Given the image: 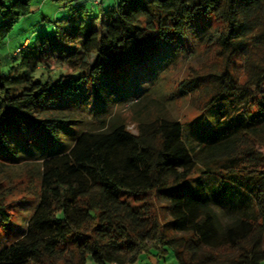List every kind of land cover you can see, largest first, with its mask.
<instances>
[{"label": "trees", "instance_id": "obj_1", "mask_svg": "<svg viewBox=\"0 0 264 264\" xmlns=\"http://www.w3.org/2000/svg\"><path fill=\"white\" fill-rule=\"evenodd\" d=\"M57 1L68 14L0 70V150L25 127L53 136L78 121L79 112L58 103L62 93L149 59L190 27L224 57V69L203 83L205 107L219 108L213 126L196 129L192 141L164 102L143 90L131 98L136 132L119 113L88 119L65 151L24 157L18 164L36 172L39 201L22 235L0 249V264H87L88 257L134 264L153 249L172 251L179 264H263L264 0L91 2L100 12L87 0ZM30 12L31 0H0V45ZM196 45H179L160 73ZM229 62L243 65V75ZM203 77L183 85L196 90ZM190 181L191 192L179 193ZM8 194L0 192L3 224L11 220ZM157 202L165 203L164 216Z\"/></svg>", "mask_w": 264, "mask_h": 264}, {"label": "rangeland", "instance_id": "obj_2", "mask_svg": "<svg viewBox=\"0 0 264 264\" xmlns=\"http://www.w3.org/2000/svg\"><path fill=\"white\" fill-rule=\"evenodd\" d=\"M116 1L118 0H112L110 5ZM91 2L87 0L86 3L96 12H100L103 6L104 8L109 6L107 2L103 6L93 5ZM68 10V7L57 0H31V12L18 19L0 45V70L6 73L12 64L11 56L17 53V48L25 41L31 43L38 36L49 32L53 26L52 21L67 15ZM197 32L199 28L197 30L196 27H190L188 35L183 40L178 38L162 44L149 59L103 73L95 82L89 81L80 86L79 91L70 95L62 93L58 103L76 113L79 112L81 119L60 125L53 136H47L34 127H25L11 135L8 146L0 150V160L8 163H0V192L9 191L7 209L11 214L9 222L4 224L0 222V249L22 235L39 201V192L36 188L38 176L35 172L38 170L36 167L38 165L35 166V173H30L28 168L32 166L18 164L19 161L33 154L47 157L65 151L74 143V139L84 129L88 119L94 121L119 113L128 124L129 130L136 132V123L132 114V106L136 100L132 101L131 98L143 90H150L152 96L164 102L172 116L185 124L184 133L192 141L196 139V129L197 132H202L213 126L219 104L205 107L209 99L205 93L206 84L210 80L207 75L223 70L226 63L219 52V46L215 42H199L195 34ZM185 43L190 45L197 43V45L193 51L184 52L178 56L176 61L170 63L160 73L167 57L179 45H185ZM20 55L21 53H18V59ZM242 66L239 63L233 67L230 63V71H239L241 76L244 73ZM157 75L158 78L152 83ZM197 75L205 77L199 80L200 85L196 90L183 85ZM125 94L129 95L128 98L123 97ZM89 126V124L86 125V127ZM192 181L195 182L194 179ZM193 188L191 181L186 182L178 192H191ZM157 205L162 216L167 214L165 203L157 202ZM156 251L153 249L150 253H142L134 264H179L172 251L161 256H157ZM87 264L95 263L88 257Z\"/></svg>", "mask_w": 264, "mask_h": 264}, {"label": "built area", "instance_id": "obj_3", "mask_svg": "<svg viewBox=\"0 0 264 264\" xmlns=\"http://www.w3.org/2000/svg\"><path fill=\"white\" fill-rule=\"evenodd\" d=\"M103 0H92L93 3L95 4H99L100 2H102Z\"/></svg>", "mask_w": 264, "mask_h": 264}, {"label": "crops", "instance_id": "obj_4", "mask_svg": "<svg viewBox=\"0 0 264 264\" xmlns=\"http://www.w3.org/2000/svg\"><path fill=\"white\" fill-rule=\"evenodd\" d=\"M105 2H107V4H110L111 2H112V0H103V4L105 3Z\"/></svg>", "mask_w": 264, "mask_h": 264}]
</instances>
